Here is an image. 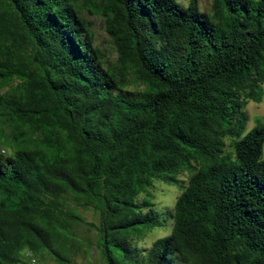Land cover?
Here are the masks:
<instances>
[{
  "label": "trees",
  "instance_id": "16d2710c",
  "mask_svg": "<svg viewBox=\"0 0 264 264\" xmlns=\"http://www.w3.org/2000/svg\"><path fill=\"white\" fill-rule=\"evenodd\" d=\"M93 8L114 65L76 0H0V264H70L79 209L100 216L105 264H264V124L247 132L245 111L263 100L264 0ZM155 182L182 191L142 250L166 223Z\"/></svg>",
  "mask_w": 264,
  "mask_h": 264
},
{
  "label": "rangeland",
  "instance_id": "374dc122",
  "mask_svg": "<svg viewBox=\"0 0 264 264\" xmlns=\"http://www.w3.org/2000/svg\"><path fill=\"white\" fill-rule=\"evenodd\" d=\"M94 0H76L77 9L80 18L84 21L87 29L93 36L94 46L97 47L107 65H114L117 61V52L112 43L110 35L107 33L106 22L103 15L93 8ZM183 7L189 5L190 0H174ZM213 0H199V10L206 14H212ZM127 89L130 91L141 90L140 84L135 81L134 77L129 78ZM16 82L12 84L15 86ZM9 88L6 87L0 90V94H4ZM249 116L246 131L252 130L258 124H264V85H263V100L261 103L250 101L245 108ZM2 147V146H1ZM6 154L12 153L11 148H5ZM264 158V149H263ZM188 173L184 172L179 176L180 180L187 181ZM182 189L176 185H170L164 182H155V188L151 190L152 202L154 209L161 214L162 219L165 220V226L157 228L148 233L145 238L137 241L136 245L142 250H148L152 247L154 242L164 238L171 233L172 226L166 216L167 209H172ZM146 195H142L139 200H144ZM78 212L84 219V224H79L73 231L71 242L68 246L70 256V264H105L100 250L97 248V241L99 234L95 227L99 226L100 216L94 210L84 211L79 209ZM37 264H58L50 255L45 254L42 258L38 257Z\"/></svg>",
  "mask_w": 264,
  "mask_h": 264
},
{
  "label": "built area",
  "instance_id": "2783aa9c",
  "mask_svg": "<svg viewBox=\"0 0 264 264\" xmlns=\"http://www.w3.org/2000/svg\"><path fill=\"white\" fill-rule=\"evenodd\" d=\"M0 152L6 154L5 149L0 146ZM38 259L30 251L26 250L22 255V263L19 264H37Z\"/></svg>",
  "mask_w": 264,
  "mask_h": 264
}]
</instances>
